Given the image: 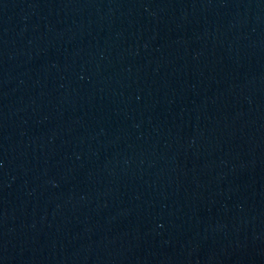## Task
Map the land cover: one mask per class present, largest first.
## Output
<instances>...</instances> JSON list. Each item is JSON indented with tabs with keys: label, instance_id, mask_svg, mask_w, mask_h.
<instances>
[{
	"label": "water",
	"instance_id": "obj_1",
	"mask_svg": "<svg viewBox=\"0 0 264 264\" xmlns=\"http://www.w3.org/2000/svg\"><path fill=\"white\" fill-rule=\"evenodd\" d=\"M0 264H264V0H0Z\"/></svg>",
	"mask_w": 264,
	"mask_h": 264
}]
</instances>
